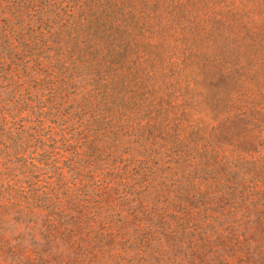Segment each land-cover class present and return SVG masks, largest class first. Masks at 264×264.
Returning <instances> with one entry per match:
<instances>
[{
    "label": "trees",
    "instance_id": "1",
    "mask_svg": "<svg viewBox=\"0 0 264 264\" xmlns=\"http://www.w3.org/2000/svg\"><path fill=\"white\" fill-rule=\"evenodd\" d=\"M237 1L212 2V28L202 48L188 44L169 95L197 122L206 81L219 89L208 132L204 121L171 128L169 237L158 238L135 222L140 187L167 188L140 172L134 151L138 105L156 101L141 91L158 83L146 60H132L153 39L143 0H25L24 20L4 19L0 264H264V6ZM39 225L63 254L28 249Z\"/></svg>",
    "mask_w": 264,
    "mask_h": 264
},
{
    "label": "rangeland",
    "instance_id": "2",
    "mask_svg": "<svg viewBox=\"0 0 264 264\" xmlns=\"http://www.w3.org/2000/svg\"><path fill=\"white\" fill-rule=\"evenodd\" d=\"M213 1L217 0H143L140 5L142 16L145 17L144 26L152 32L153 39L144 41L138 51L139 56H132V60L137 62L138 60L140 62L146 60L143 66L146 65L147 70L155 75L158 83L148 81L141 91L144 96L151 92L156 101L138 105L137 116L142 137L136 144L134 151L140 172L150 174L147 179L158 184V187L167 186L165 191L158 188L144 189L140 187L139 205H136L135 208V222L136 226L139 227L140 231H137L140 235L150 232L155 238L164 235L169 237V152L174 138L171 128L177 121H182L184 126L198 127H202L203 125L200 123L204 121V127L209 125L208 132L214 124L212 122L215 116L213 104L216 102L219 89L215 88L214 84H208L210 80L206 81L205 85L208 92V103L203 107L202 115L193 116L194 120L199 119L197 122H189L188 112L179 107L174 108V103L170 101L169 97L174 89L173 85L177 76L185 75L186 71L183 69L191 60L188 44L195 43L197 48H202L204 40L201 34L206 28L208 30L212 28V23L209 20L210 13L216 15L217 10H219L216 8L212 10ZM247 1L250 2V9L264 6V0H238L236 5L239 6L242 2ZM24 4L25 0H0V27L8 26L5 18H9L13 24H17L19 19L24 20L26 8ZM18 13L22 15L20 17L15 16ZM14 29L18 30L19 27L16 26ZM18 31L20 32V30ZM8 32L10 31L8 30ZM21 34L23 33L21 32ZM8 39L7 37L2 41V45ZM184 50H186L185 55L183 54ZM199 55L195 58L196 66L204 69L207 61L201 52ZM183 60L185 63L182 65ZM126 66H130L129 60ZM127 73L128 70L125 75ZM75 76L84 81L90 78V75L82 74L80 71L76 72ZM258 80L263 82L264 77ZM252 83L257 84V80L252 79ZM179 86L184 87L185 83L182 82ZM257 89V85H252L249 90L258 92ZM246 91L248 89H242L239 92ZM161 94L168 97L164 99L162 104L158 105ZM73 122L74 120L71 119L69 124ZM147 124L157 129L156 136L147 133ZM127 207L126 204L125 208L127 209ZM104 214L102 212L101 216ZM9 228L10 234L11 227ZM20 228L22 229V225ZM23 229L24 231L27 230L26 228ZM45 230L44 226L41 225L38 226V230H30L32 235L27 236L28 249L33 250L35 243L38 242V247L48 254H63L64 245L60 241L50 242V236L45 234ZM0 233H2V229ZM4 255L0 254V260L3 259Z\"/></svg>",
    "mask_w": 264,
    "mask_h": 264
}]
</instances>
